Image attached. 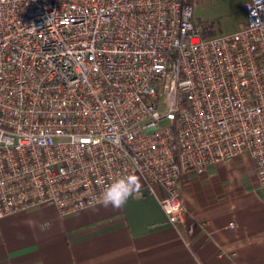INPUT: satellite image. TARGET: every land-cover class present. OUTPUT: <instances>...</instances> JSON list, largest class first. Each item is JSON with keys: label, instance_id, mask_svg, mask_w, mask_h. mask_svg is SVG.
<instances>
[{"label": "built area", "instance_id": "2783aa9c", "mask_svg": "<svg viewBox=\"0 0 264 264\" xmlns=\"http://www.w3.org/2000/svg\"><path fill=\"white\" fill-rule=\"evenodd\" d=\"M244 11L204 37L190 0H0V219L134 174L178 226L184 176L241 155L264 185V0Z\"/></svg>", "mask_w": 264, "mask_h": 264}, {"label": "crops", "instance_id": "0c3cea01", "mask_svg": "<svg viewBox=\"0 0 264 264\" xmlns=\"http://www.w3.org/2000/svg\"><path fill=\"white\" fill-rule=\"evenodd\" d=\"M181 197L187 214L178 226L144 191L121 209L16 211L0 219V264H264V185L251 156L187 173Z\"/></svg>", "mask_w": 264, "mask_h": 264}, {"label": "rangeland", "instance_id": "374dc122", "mask_svg": "<svg viewBox=\"0 0 264 264\" xmlns=\"http://www.w3.org/2000/svg\"><path fill=\"white\" fill-rule=\"evenodd\" d=\"M190 1L193 21L204 37L233 32L244 18L241 0Z\"/></svg>", "mask_w": 264, "mask_h": 264}, {"label": "clouds", "instance_id": "9594fccd", "mask_svg": "<svg viewBox=\"0 0 264 264\" xmlns=\"http://www.w3.org/2000/svg\"><path fill=\"white\" fill-rule=\"evenodd\" d=\"M260 3V0H256ZM253 15L256 12L253 11ZM7 142V141H3ZM140 179L137 175L129 174L110 183L102 193L101 199L105 207L111 206L114 209H121L130 198L139 192Z\"/></svg>", "mask_w": 264, "mask_h": 264}, {"label": "trees", "instance_id": "16d2710c", "mask_svg": "<svg viewBox=\"0 0 264 264\" xmlns=\"http://www.w3.org/2000/svg\"><path fill=\"white\" fill-rule=\"evenodd\" d=\"M206 34H210V33H206Z\"/></svg>", "mask_w": 264, "mask_h": 264}]
</instances>
